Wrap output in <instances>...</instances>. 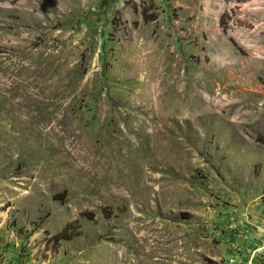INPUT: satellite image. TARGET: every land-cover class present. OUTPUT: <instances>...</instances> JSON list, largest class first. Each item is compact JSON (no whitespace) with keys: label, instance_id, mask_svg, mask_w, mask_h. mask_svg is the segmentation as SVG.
Here are the masks:
<instances>
[{"label":"rangeland","instance_id":"1","mask_svg":"<svg viewBox=\"0 0 264 264\" xmlns=\"http://www.w3.org/2000/svg\"><path fill=\"white\" fill-rule=\"evenodd\" d=\"M0 264H264V0H0Z\"/></svg>","mask_w":264,"mask_h":264},{"label":"trees","instance_id":"2","mask_svg":"<svg viewBox=\"0 0 264 264\" xmlns=\"http://www.w3.org/2000/svg\"><path fill=\"white\" fill-rule=\"evenodd\" d=\"M229 1H235L236 3H242V2H246V1H248V0H229ZM146 9L145 10H143V16H145L146 15ZM225 13L221 16V19H220V22L222 23V21H223V19H224V17H225ZM145 19L147 20V21H150V19H148V18H146V16H145ZM104 211V213L107 215V216H110V215H112V212H110V210H108V211H106V210H103ZM57 239H59L58 237H57Z\"/></svg>","mask_w":264,"mask_h":264}]
</instances>
